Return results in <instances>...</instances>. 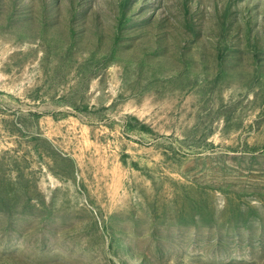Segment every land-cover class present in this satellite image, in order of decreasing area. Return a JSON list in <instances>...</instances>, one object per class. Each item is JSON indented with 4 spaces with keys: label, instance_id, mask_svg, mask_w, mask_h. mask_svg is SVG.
<instances>
[{
    "label": "rangeland",
    "instance_id": "1",
    "mask_svg": "<svg viewBox=\"0 0 264 264\" xmlns=\"http://www.w3.org/2000/svg\"><path fill=\"white\" fill-rule=\"evenodd\" d=\"M0 264H264V0H0Z\"/></svg>",
    "mask_w": 264,
    "mask_h": 264
}]
</instances>
